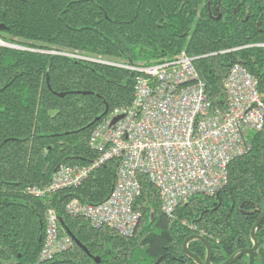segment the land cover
<instances>
[{
    "label": "trees",
    "instance_id": "obj_1",
    "mask_svg": "<svg viewBox=\"0 0 264 264\" xmlns=\"http://www.w3.org/2000/svg\"><path fill=\"white\" fill-rule=\"evenodd\" d=\"M0 40L23 48L0 47V264H96V257L99 264H197L182 248L193 234L209 242L211 264L253 246L250 232L264 208V128L251 134L249 152L230 163L220 192L191 197L172 218L139 175L133 209L140 218L131 237L66 212L71 200L96 205L109 197L117 160L77 188L42 198L24 190L46 187L61 165L96 159L88 145L93 130L133 101L135 74L117 65L153 64L184 52L197 58L211 109L223 111V82L239 64L264 101V0H0ZM50 209L72 247L40 262ZM255 236L254 264H264V219ZM187 249L205 260L202 242L191 240ZM233 264H249V256Z\"/></svg>",
    "mask_w": 264,
    "mask_h": 264
},
{
    "label": "built area",
    "instance_id": "obj_2",
    "mask_svg": "<svg viewBox=\"0 0 264 264\" xmlns=\"http://www.w3.org/2000/svg\"><path fill=\"white\" fill-rule=\"evenodd\" d=\"M4 44L0 40V47ZM196 59L183 52L153 64L117 65L135 74L133 101L110 112L93 130L88 145L96 159L88 166L61 165L46 187H29L24 193L42 198L77 188L94 170L117 160L109 197L96 205L71 200L66 212L88 220L95 229L105 227L131 237L140 218L133 209L141 192L139 175L157 189L161 211L169 218L191 197L220 192L227 184L230 163L249 152L251 134L264 128V101L256 79L234 64L223 82L226 108L212 110L194 66ZM58 223L56 212L48 210L40 262L72 247L69 236L59 235Z\"/></svg>",
    "mask_w": 264,
    "mask_h": 264
},
{
    "label": "water",
    "instance_id": "obj_3",
    "mask_svg": "<svg viewBox=\"0 0 264 264\" xmlns=\"http://www.w3.org/2000/svg\"><path fill=\"white\" fill-rule=\"evenodd\" d=\"M12 46V45H11ZM15 48H18L16 46H13ZM20 49V48H19ZM117 120V119H116ZM115 120V121H116ZM261 161H262V164L264 165V151L262 152V155H261ZM264 219V208L260 214V216L258 217V219L256 220L255 224L253 225L252 229H251V232H250V236H251V239L253 241V246L249 249H246V250H242L240 252H238L236 255L232 256L231 258H229L227 261H225L223 264H233L236 260H238L239 258H241L242 256L244 255H248L249 256V264H254V259L256 258L257 256V250H258V242H257V239H256V236H255V230L256 228L259 226V224L262 222V220ZM68 235L71 236V233L68 232ZM74 239V238H73ZM191 240H197V241H200L204 244V246L206 247V250H207V254H206V257H205V260L204 261H201L197 256H195L194 254H192L191 252L188 251L187 249V244L191 241ZM75 243L78 244L79 246L82 247V245L77 241L75 240ZM85 252L87 253V250L82 247ZM183 251L185 253V255L189 256L190 258L194 259L195 262L197 264H211V255H212V250H211V246L209 244V242L207 240H205L202 236L200 235H193V236H190L188 237L184 242H183ZM94 262L96 264H99L100 263V259L98 257L96 258H93Z\"/></svg>",
    "mask_w": 264,
    "mask_h": 264
},
{
    "label": "bare ground",
    "instance_id": "obj_4",
    "mask_svg": "<svg viewBox=\"0 0 264 264\" xmlns=\"http://www.w3.org/2000/svg\"><path fill=\"white\" fill-rule=\"evenodd\" d=\"M12 45V46H11ZM4 47H6V48H11V49H23V48H21V47H19V46H16V45H13V44H8V43H6V44H4L3 45ZM13 46H16V47H18V48H15V47H13Z\"/></svg>",
    "mask_w": 264,
    "mask_h": 264
},
{
    "label": "flooded vegetation",
    "instance_id": "obj_5",
    "mask_svg": "<svg viewBox=\"0 0 264 264\" xmlns=\"http://www.w3.org/2000/svg\"><path fill=\"white\" fill-rule=\"evenodd\" d=\"M193 235H195V234H193ZM193 235H191V236H193ZM190 237V236H189ZM187 239V238H186ZM182 248H183V245H182Z\"/></svg>",
    "mask_w": 264,
    "mask_h": 264
},
{
    "label": "rangeland",
    "instance_id": "obj_6",
    "mask_svg": "<svg viewBox=\"0 0 264 264\" xmlns=\"http://www.w3.org/2000/svg\"><path fill=\"white\" fill-rule=\"evenodd\" d=\"M17 50H21V49H17Z\"/></svg>",
    "mask_w": 264,
    "mask_h": 264
}]
</instances>
